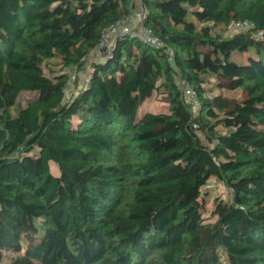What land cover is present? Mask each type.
<instances>
[{
	"label": "trees",
	"instance_id": "obj_1",
	"mask_svg": "<svg viewBox=\"0 0 264 264\" xmlns=\"http://www.w3.org/2000/svg\"><path fill=\"white\" fill-rule=\"evenodd\" d=\"M136 5L165 47L119 37L67 96ZM0 264H264V0H0Z\"/></svg>",
	"mask_w": 264,
	"mask_h": 264
},
{
	"label": "built area",
	"instance_id": "obj_2",
	"mask_svg": "<svg viewBox=\"0 0 264 264\" xmlns=\"http://www.w3.org/2000/svg\"><path fill=\"white\" fill-rule=\"evenodd\" d=\"M141 17L139 21L135 24H132L130 15L122 17L121 19L111 23L108 27L105 28L104 32L101 35V38L98 44L90 51L86 57V64L82 70L72 71L68 79V90L71 88L74 80L79 77L80 83L88 81L90 77V67L93 62L106 59L111 56L112 50L114 47L115 40L119 37L125 35L137 36L141 40L147 42L148 44L155 47H165L163 40H161L157 35H155L150 29L145 28L142 19L143 12L140 13ZM252 27V24L248 21H235L231 20L228 24L229 30H247ZM166 52L169 54V61L172 63V54L166 49ZM177 83L180 87L183 97L192 105V109L196 111L198 107V100L196 98L195 91L184 81L180 80V76L177 75ZM206 186H209L207 183Z\"/></svg>",
	"mask_w": 264,
	"mask_h": 264
},
{
	"label": "rangeland",
	"instance_id": "obj_3",
	"mask_svg": "<svg viewBox=\"0 0 264 264\" xmlns=\"http://www.w3.org/2000/svg\"><path fill=\"white\" fill-rule=\"evenodd\" d=\"M141 9H139V6L136 5V8L132 10L131 12V22L132 24H135L139 21L141 15ZM223 27L220 26V28H217L218 30H220L221 32H224V35L230 34L232 32L227 31L225 33V30L222 29ZM253 55V51L250 50L248 53H234L233 54V60L236 62H245L248 55ZM52 69V70H58V68L53 67L51 65V63H48L45 66V72L48 74V70ZM84 85H77L73 86L71 89L69 90L67 96H70L73 91L76 92L78 91L81 87H83ZM76 87V89L74 90V88ZM208 91L207 94L208 95H212V94H216L218 92V90L216 88L213 87V84H208L206 85ZM224 95L227 96H234V97H239L241 95V91L240 90H235V91H222ZM20 97V104L24 103L27 99L32 98V94L30 92H21L19 94ZM143 109H146L148 111L151 112H159V111H164L167 110V103L165 102V99L162 95L158 94V93H153L151 97H149L148 99L145 100V102L142 105ZM51 168L53 169L54 173L57 172V167L56 165H54L53 163L51 164ZM209 183L211 184L209 189V196L206 199V206H205V218L207 221L213 222L215 221V216L212 214V208L214 206V199L215 198H220L223 199L226 202H229L232 196V192L231 190L222 182H219L215 179H212L211 181H209Z\"/></svg>",
	"mask_w": 264,
	"mask_h": 264
}]
</instances>
